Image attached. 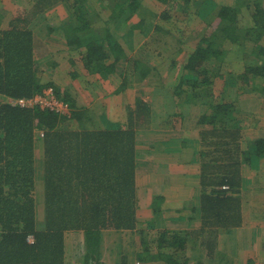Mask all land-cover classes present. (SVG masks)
<instances>
[{"label": "trees", "instance_id": "trees-1", "mask_svg": "<svg viewBox=\"0 0 264 264\" xmlns=\"http://www.w3.org/2000/svg\"><path fill=\"white\" fill-rule=\"evenodd\" d=\"M100 1L108 9L104 17L99 11L86 12L80 5L82 0H26L8 23L0 24V264H69L67 238L72 233L82 234L85 242L81 259L77 256L79 264H105L104 232L120 234L136 227L135 131L146 107L130 112L123 124L109 126L102 121V113L101 121L95 119L89 106L47 78L39 59L48 56L50 67L57 68L59 59L71 52L87 73L116 74L119 88L133 86L135 77L150 66L127 57L110 25L128 32L135 25L128 21L129 16L138 13L142 5L139 0ZM154 1L163 12L168 1L192 4V0ZM57 6L66 17L57 28L60 37L47 22L41 35L36 21L47 20ZM4 12L0 9V19ZM216 13L228 22L222 26L228 31L221 39L215 34L207 36L201 41L203 46L191 52L183 77L174 88L175 96L187 92L182 87L186 84L193 95L213 98L217 73H209L203 65L193 73L189 69L199 61L217 62L218 55H226L234 46L250 58L239 77L250 86L252 82L264 83L263 2L231 0L217 5ZM158 29L154 25V30ZM121 60L131 61L129 67L118 70ZM224 68L220 77L234 75L230 65ZM48 87L66 105L65 111L12 102L40 95ZM260 88L264 93V86ZM207 106L211 114L201 115V121L209 122L211 129L201 143L199 204L189 207L187 228L158 231L148 246L146 231H139L140 247L134 253L137 264H242V259L254 264L248 255L244 257L247 246H233L236 259L244 248L239 262L229 261L224 248L219 251L218 247L222 240L225 244L235 240L237 229L247 226L259 213L244 208L242 197L252 191L253 183L245 185L247 192L241 193L245 182L241 168L248 167L253 158H264V136L246 145L239 134L238 111L221 102ZM228 118L236 123L230 125ZM38 177L40 199L35 196ZM37 213H42L40 226ZM260 230L263 238L264 226ZM120 263L127 264L125 256Z\"/></svg>", "mask_w": 264, "mask_h": 264}, {"label": "crops", "instance_id": "crops-1", "mask_svg": "<svg viewBox=\"0 0 264 264\" xmlns=\"http://www.w3.org/2000/svg\"><path fill=\"white\" fill-rule=\"evenodd\" d=\"M249 1L250 3L257 2V0ZM259 1L262 2L263 0ZM226 4L229 3H219L216 4V7L217 5L221 6ZM154 5L158 8L157 3ZM177 5L180 4H174V6ZM181 7L184 8V5H181ZM54 9L58 12L61 10V7L57 6ZM150 11L152 15L153 10L150 9ZM160 11H162L160 13L161 16L165 15L163 8H161ZM170 17L171 15L167 14L165 17L166 21H168ZM140 20L143 21V15L141 14ZM141 21H139V23ZM134 23L135 21L133 24ZM209 24H212V31L209 34L201 36L196 43L190 46L180 41L179 37H177V42L179 44L172 46L173 48H170L166 42V54L164 55L167 57L168 61L166 65L159 64L158 60L154 57L153 61H151L152 64L151 62L148 63L143 60L141 64L150 66V69H148L146 73L143 72L139 76L137 75L135 80L132 81L133 86L131 87L121 89L119 88V81L116 79L110 80L111 77L109 76L89 74L86 71H84V75H87V78L91 79H84L83 77L81 79L79 77V81L76 84V88L79 91L88 90L89 92L88 95H84L81 94L80 91L81 96L85 97L78 96L80 99L78 102L89 106L97 120H102L100 116L102 113L104 118L102 121H106L109 126H111V124H123L129 117L130 112H134L133 110L137 108L141 110L143 107H146L147 109L140 119L141 122L136 126L135 131L134 184L136 227L133 231L124 230L119 232L122 236L127 234L125 232H130L131 236H136V234H139V231H146L145 233L149 235L154 231L153 233L156 235V233L161 230L178 231L188 227L189 222L186 216L189 213V207H197L199 204L197 195L199 194L201 143H203V139L206 138L207 133L210 132L211 129L209 122L207 124L201 121V115L211 114L207 106L210 102L214 104L220 102L228 104L224 101L225 87H233L236 85L237 80L245 86L249 84L244 77H239V74L245 66V61L248 62L250 58L240 54L239 57L242 64H236V66H239V69L235 71L233 62L226 63L227 61L225 62L223 58L218 55V58H215L218 64H216L217 62L211 64L210 62L199 61L198 64H194L192 68L189 69L190 73H193L199 70V65H203L206 67V70L208 69L209 73H217L215 77V79H217H213L212 84L213 98L193 95L188 88L189 86H186V84H183L182 87L186 88L187 92H181L179 96H175L174 88H176L183 77L186 70L185 68H187L186 64L188 58L192 54L191 52H194L197 47H202L203 43L201 41L207 36L215 34L221 39L225 32L228 31L222 27L223 24H228V22L221 20L219 16H217L216 8L214 9V16L210 18ZM147 36L150 37L149 34ZM227 64L231 66V72L233 71L232 73H234V75H229V79L225 78L224 80L225 73L222 77L219 75L225 70L224 67H226ZM156 70L160 72L157 74L154 73ZM153 75L158 76L159 79L155 80ZM145 77H149L148 79L146 78L147 81L143 80ZM84 80L90 88L82 89ZM215 81H222L220 82L221 85L219 86L218 83L215 84ZM260 86L264 85L262 84ZM216 87H220V89L217 90ZM259 95L262 96H260V99L264 100V93L262 92ZM232 109L233 108H230V110ZM240 109L239 107L237 108L238 112ZM238 118H241L239 117V113ZM239 123H242L241 125L243 127L244 122L242 121ZM239 134L247 145L243 133L239 131ZM253 141H248V146H251ZM262 162H264V158ZM244 173L243 171V174ZM249 212L252 213L253 210ZM248 225L243 229L244 232H251L254 229H256V231L253 236L251 235L252 237L250 238L252 239H249L246 245L248 249L246 250L248 251L251 248L256 250L257 260L253 253L249 255V257L253 259L254 264H258L259 262L264 264V259L260 257L264 256V249L263 251L258 249V244L259 247L261 242L264 244V237L261 238L263 236L261 233L262 230H260L261 226H259L260 224H256V226H253L251 229L250 225ZM237 231L239 233L242 229L239 228ZM111 232L107 233L111 234ZM74 234L80 233H72V235H70L73 236ZM113 234L121 236L116 231H113ZM138 240L139 241H136V247L140 242V234ZM72 241L75 242L73 239ZM102 243L103 246H105V239H102ZM76 246H72V249L76 248ZM84 248V245L81 247L79 246V249H81L79 253L83 251ZM104 259L108 260V257H102L103 263H105Z\"/></svg>", "mask_w": 264, "mask_h": 264}, {"label": "rangeland", "instance_id": "rangeland-1", "mask_svg": "<svg viewBox=\"0 0 264 264\" xmlns=\"http://www.w3.org/2000/svg\"><path fill=\"white\" fill-rule=\"evenodd\" d=\"M25 1L26 0H0V8L5 11L3 17L0 19V24L8 23V19L11 18V15L16 14L20 7L23 6L21 4L26 3ZM230 1L231 0H192V4L184 5V8H182L181 5L174 6L175 2L168 1L165 8V15L169 14L171 15V17L168 21H166V19L164 18L165 15H160V13L162 12L160 11L161 9H159L160 6L158 5V8H156L157 6L154 5L156 3L154 0H139L142 7L141 9H139L138 13L136 12L129 16L128 21L130 20V23H133L135 21L136 24L134 23L135 25L131 26L133 28H130L128 30V33H124V30H118V28L116 29L114 24L110 26L114 30L113 37L116 38L118 36L117 40L119 41V43L123 44L124 53L127 54V57H131L133 61L137 59V61H140L141 63L143 60L149 63L153 61L154 57L158 60L159 64L166 65L168 63L167 57L164 56L166 54V42L170 48H173L172 46L179 44L177 42V37H179L180 41L187 43L189 46L193 43H196V41H198L201 36H203L204 34H209L212 31V24L210 25L209 21L210 18L214 16V9L216 8V4L225 2L230 3ZM262 2L264 3V0ZM80 5L83 9L86 10V12L99 11L102 17L106 16L108 11V9L103 5L100 0H82ZM150 9L153 10L152 15ZM53 12V14L50 15L51 17L47 15V20L39 19L38 21H36V31L40 32L41 35H43L45 33L44 24L47 22L50 26L53 27L55 31L54 35L59 38L61 34H58L57 28L60 25H63L62 23L65 22L66 17L61 16L59 11ZM63 13L66 15V10H64ZM140 14L143 15V21L140 20ZM138 20L141 22L139 23ZM100 22L98 23L101 24ZM155 24L159 26L160 29L154 30ZM34 28L35 26H33V29ZM148 34L150 35V37L147 36ZM240 54H242L241 48L234 46L230 48L229 52H226V55H221V58L224 57L225 61H227L226 63L233 62L235 65L234 70L236 71L239 69V66H236V64H242L239 57ZM76 58L77 56L74 53H67L66 55H64V58L59 59L60 66L57 68L50 67V60L48 56L40 57L39 59L41 66L44 68L43 70L46 73L47 78L54 82L55 85L59 86V88L69 89L71 94L75 96L76 100L80 101L79 97H85L81 96V94L88 95L89 92L88 90H80V94V91L76 88V84L79 81V77L81 79L82 77L84 79L91 78H87V75H84V70L81 68L80 64L75 60ZM72 60H74V64L71 63ZM128 63H131V61H128L126 63L125 60L124 62L121 60L117 69L121 70L123 69V66L125 68L126 66H128ZM159 72V70L154 71V73L156 74ZM115 76L117 77L116 74ZM115 76H111L110 80H115ZM225 78L229 79V75L225 74L224 80ZM154 79L157 80L159 79V77L154 76ZM220 82L222 81H215V84L218 83V85L220 86ZM255 83L252 82L251 86H245L244 84H241L239 80H237L236 85L230 88L225 87L224 89V101L230 104L235 111H238V107L241 108L238 112L239 117H241L239 119L241 120L240 122L243 121L244 123L243 127H241L239 131L243 133L247 145L249 144L248 141L250 142L253 141V139L255 140L257 136H264V100L260 99L261 95L259 94L262 93L261 88ZM88 87L90 88V86L84 80V83L82 84V89H87ZM216 88L217 90L220 89V87ZM227 123L231 125L232 123L235 124L236 122H232V120L228 118ZM36 152L38 158L37 147ZM241 169L246 173H244L245 182H242L243 184L240 188L241 193H246V187L253 183L252 191H248L245 198L242 197V200L244 202V208L259 212L255 218L249 220V225L251 229L253 228V226L255 227L256 224H260L259 226L262 227L264 226V162H262V160L259 161V159L253 158V160L250 161V165L248 167H242ZM256 178L257 182L254 183V180ZM35 187L37 192L35 196L40 199L42 197V187L40 184L39 177L35 180ZM41 222L42 213H37V224L40 226ZM246 227L247 226L240 227L242 231L239 232V234L236 236L237 238L235 237V240H230L226 244V241H221L218 250L222 251L224 248V251L228 255L229 261L236 259L235 254L233 255V246H246L249 242V239H252L250 237H252L254 232L256 231V229H254L251 232H244L243 229H245ZM107 232H111V230H107ZM107 232H104L103 235V239H105V246H103L102 243V256L108 257V260L104 259L105 264H121L120 261L123 259V256H125V261L127 264H137V260L135 261L134 259V253L136 252L137 248L140 247V242L137 247L135 246L136 241H138L139 239V234H136V236H131V233H127L123 236L121 234H119L121 236H117L113 234V231L111 232V234ZM153 232L154 231H152L150 235L147 233V237L145 238L147 246L151 244L153 238L156 236ZM71 235L67 238V240L69 241L68 254L70 257H68V259L66 260L69 262V264H79L81 259L80 257L82 256L83 252L81 251L79 253V250H81L79 249V246L81 247L85 245V242L82 234H74L73 236ZM71 237L73 240H75V242L72 241ZM72 246H76V248L72 249ZM258 249L260 251H263L264 244L262 242L260 244V247L258 244ZM240 252L243 255L244 248ZM250 253H253L255 259L257 260V252L253 248L248 251L245 250L244 257H246L247 255L249 256ZM71 255L74 257L71 258ZM242 255L234 261L239 262L242 258ZM77 256L80 259H77ZM260 257L264 259V256ZM240 263L246 264L245 259H242ZM258 264L263 263L259 262Z\"/></svg>", "mask_w": 264, "mask_h": 264}, {"label": "built area", "instance_id": "built-area-1", "mask_svg": "<svg viewBox=\"0 0 264 264\" xmlns=\"http://www.w3.org/2000/svg\"><path fill=\"white\" fill-rule=\"evenodd\" d=\"M14 104L17 103L21 106H27V105H32V104H38L42 107H49L51 109H57L59 111H65L66 110V105L57 100L55 97L52 88L48 87L46 88L42 94L40 95H35L32 98L29 99H17L15 101H12Z\"/></svg>", "mask_w": 264, "mask_h": 264}]
</instances>
